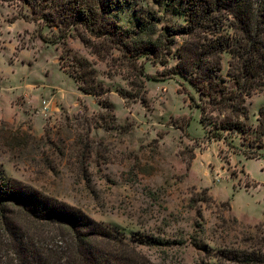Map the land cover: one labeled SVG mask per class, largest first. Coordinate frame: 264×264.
Returning <instances> with one entry per match:
<instances>
[{
  "label": "rangeland",
  "instance_id": "obj_1",
  "mask_svg": "<svg viewBox=\"0 0 264 264\" xmlns=\"http://www.w3.org/2000/svg\"><path fill=\"white\" fill-rule=\"evenodd\" d=\"M112 1L123 28L142 15L160 31L186 24L163 0ZM47 11L42 5L35 12L25 0H0V170L110 227L155 264H198L207 247H237L242 233L264 231L262 162L237 156L264 155V147L250 142L264 107V81L246 101L250 131L209 140L218 113L208 107L203 124L206 99L170 72L179 38L165 65L139 59L150 76L143 79L147 102L127 101L118 91L131 90L122 53L98 57L78 36L48 23ZM62 37L72 58L89 63L103 95L81 91L62 67ZM230 58L224 57V76Z\"/></svg>",
  "mask_w": 264,
  "mask_h": 264
},
{
  "label": "trees",
  "instance_id": "obj_2",
  "mask_svg": "<svg viewBox=\"0 0 264 264\" xmlns=\"http://www.w3.org/2000/svg\"><path fill=\"white\" fill-rule=\"evenodd\" d=\"M25 1L35 12L42 5L48 7L50 11L44 14L48 23L63 26L66 36H78L98 57L119 50L127 60L131 90L118 91L127 101L147 102L143 79L150 76L139 59L152 58L165 65L179 38L178 62L170 72L182 75L206 99L203 124L208 107L218 113L208 139H225L222 132L246 135L250 131L244 123L249 117L246 101L263 87L264 81V0H163L186 20L179 30L167 26L169 32L160 31L146 15L135 20L132 28H123L113 14L112 0ZM63 45L62 67L79 89L103 95L105 87L97 82L89 63L72 58L65 40ZM226 54L231 58L224 76ZM66 60L79 67L70 64L68 68ZM194 101L190 97L191 108L195 107ZM250 142L264 147V107L259 113L256 137ZM243 154L247 158L264 157L258 152ZM223 205L231 210L230 203ZM234 222L241 224L237 218ZM241 235L237 247H207L205 258L198 264H264L263 229L257 227L256 233ZM0 264L155 263L110 227L66 202L8 178L0 170Z\"/></svg>",
  "mask_w": 264,
  "mask_h": 264
},
{
  "label": "built area",
  "instance_id": "obj_3",
  "mask_svg": "<svg viewBox=\"0 0 264 264\" xmlns=\"http://www.w3.org/2000/svg\"><path fill=\"white\" fill-rule=\"evenodd\" d=\"M40 112L45 115L46 117L50 115V106L48 104L47 100H43L42 102V108L40 109Z\"/></svg>",
  "mask_w": 264,
  "mask_h": 264
},
{
  "label": "crops",
  "instance_id": "obj_4",
  "mask_svg": "<svg viewBox=\"0 0 264 264\" xmlns=\"http://www.w3.org/2000/svg\"><path fill=\"white\" fill-rule=\"evenodd\" d=\"M238 156V159L240 158V157H243L246 161H248V160H257V161H261L262 162V166H263V168H264V158H246L245 156H243V155H237ZM239 161V160H238ZM243 165V164H242ZM244 166V168H245V165H243ZM248 175H249V177L251 178V176H250V174L248 173V172H246ZM231 206H232V204H231ZM232 208H233V211H234V207L232 206Z\"/></svg>",
  "mask_w": 264,
  "mask_h": 264
}]
</instances>
